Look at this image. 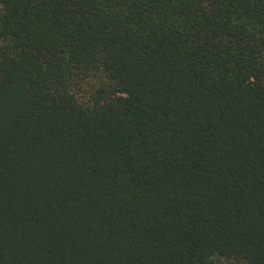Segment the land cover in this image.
<instances>
[{
	"label": "trees",
	"instance_id": "obj_1",
	"mask_svg": "<svg viewBox=\"0 0 264 264\" xmlns=\"http://www.w3.org/2000/svg\"><path fill=\"white\" fill-rule=\"evenodd\" d=\"M0 264H264V0H0Z\"/></svg>",
	"mask_w": 264,
	"mask_h": 264
}]
</instances>
